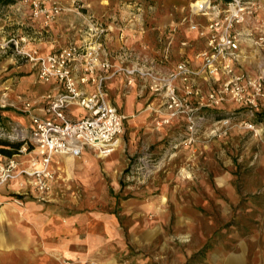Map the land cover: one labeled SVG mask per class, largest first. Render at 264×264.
Masks as SVG:
<instances>
[{
  "label": "crops",
  "instance_id": "0c3cea01",
  "mask_svg": "<svg viewBox=\"0 0 264 264\" xmlns=\"http://www.w3.org/2000/svg\"><path fill=\"white\" fill-rule=\"evenodd\" d=\"M194 1L198 0H97L81 5L78 12L57 0H42L44 5L57 3L61 7L48 25L42 15L32 17L21 4H7L10 13L0 26V126H28L31 116L43 115L48 97L63 91L59 83L38 81L37 66L21 52L45 56L57 48L93 39L98 26L104 32L97 39L111 53L112 70L131 66L142 54L147 56V65L162 73L181 62L198 69L206 38L189 25L204 28L209 15L192 12L189 4ZM221 1L217 4L224 7ZM252 16L248 14L235 30H255ZM13 24L14 29L10 28ZM239 43L238 57L230 63L231 74L259 75L256 61L246 54L247 43H242V38ZM229 75L222 68L213 76L191 74L187 80L175 82L176 92L191 107L202 106L208 90ZM127 79L125 73L116 72L104 81L108 101L124 117L125 131L106 156L99 157L91 149L80 156L53 154L46 166L48 188L39 191L31 184L35 177L25 171L41 169L42 155L31 145L25 152L13 153L19 162L16 177L0 188V264H153L148 247L169 218V186L175 185L183 195L181 190L190 182L174 174H189L198 168L201 156L211 150L214 141L226 139L230 129L216 137L208 133L209 128L189 142L184 114L169 117L164 99L149 90L145 79ZM80 88L89 92L94 85ZM234 107L242 108L225 101L219 107L202 109ZM258 110L264 111V96ZM67 111L72 119L83 114L75 104ZM0 147L10 148L9 143ZM142 150H148L149 156H168L161 164L170 163L148 178L134 180L128 169Z\"/></svg>",
  "mask_w": 264,
  "mask_h": 264
},
{
  "label": "built area",
  "instance_id": "2783aa9c",
  "mask_svg": "<svg viewBox=\"0 0 264 264\" xmlns=\"http://www.w3.org/2000/svg\"><path fill=\"white\" fill-rule=\"evenodd\" d=\"M22 1L29 4L32 17L43 16L45 25L61 12L57 3L44 5L42 0ZM189 8L192 12L209 15L204 28H198L194 23L189 25L191 30H197L199 36L206 38V47L199 53L201 64L196 70L181 62L172 70L162 73L146 64L145 54L140 55V59L129 67H115L112 70L111 53L97 39L104 32L103 27L99 26L92 32L93 39L57 48L45 56L21 52L37 66L38 81L56 82L63 86L62 92L48 97L43 115L31 116L28 126L17 123L0 126V138L17 142L18 153L25 152L31 145L42 155L41 169L25 171L35 177L31 184L37 190L45 191L48 188L46 178L50 174L46 166L53 154L80 156L85 149H91L97 156L104 157L116 147L119 137L124 133V117L107 99L104 81L112 73H125L127 82L133 77L145 79L149 90L164 99L169 117L184 114L189 142L206 119L201 113L202 106L219 107L229 101L249 111L258 110L264 96V67L257 76H235L231 74L230 67V63L238 57L240 39L244 36L249 39L251 36V31L235 30V26L243 23L247 15L253 12V3L228 0L224 2V7H220L213 0H200L190 3ZM263 39L264 35H260L257 41ZM141 48L144 50L146 47ZM219 68L230 75L208 90L206 103L202 106L191 107L187 99L176 92L177 80L185 81L189 75L201 72L213 76ZM89 83L94 85V90L85 92L80 88V85ZM71 104L82 109L80 118H70L67 107ZM217 122L227 125L229 120L218 119L214 123ZM243 122L248 128L254 127L250 122ZM210 132L215 135L216 129ZM18 164L16 154L5 156L0 152V188L16 177ZM12 200L21 203L17 198ZM90 264L98 263L92 261Z\"/></svg>",
  "mask_w": 264,
  "mask_h": 264
},
{
  "label": "rangeland",
  "instance_id": "374dc122",
  "mask_svg": "<svg viewBox=\"0 0 264 264\" xmlns=\"http://www.w3.org/2000/svg\"><path fill=\"white\" fill-rule=\"evenodd\" d=\"M96 1L57 0L63 7L78 12L81 5ZM244 1L252 2L257 10L250 14H256L251 18L257 28L251 31V39L242 37V43H247L246 54L256 61L259 73L264 67V39L261 44L255 41L264 35V0ZM14 3L31 9L22 0ZM7 4L12 3H0V26L10 13ZM15 25L10 28L14 29ZM254 31L260 34L255 35ZM201 113L206 119L197 133L209 128L210 135V131L216 129V137L229 129L230 132L226 139L212 143L211 150L199 159L198 168L189 174H174L187 177L190 182L181 190L183 195L177 192L175 185L169 186L172 197L167 206L169 218L148 247L153 264L160 261L162 264H264V111L234 107L202 110ZM217 115L228 119L229 123H214ZM243 121L254 127L248 128ZM0 142L18 144L2 138ZM148 152L142 150L132 158L128 175L134 180L148 178L157 168L170 163L161 164L163 159L164 162L169 160L168 156H149ZM176 201L183 206L176 205Z\"/></svg>",
  "mask_w": 264,
  "mask_h": 264
},
{
  "label": "trees",
  "instance_id": "16d2710c",
  "mask_svg": "<svg viewBox=\"0 0 264 264\" xmlns=\"http://www.w3.org/2000/svg\"><path fill=\"white\" fill-rule=\"evenodd\" d=\"M15 1L16 0H0V3L6 4V3H13ZM224 1H228V0H224ZM216 118L220 119L223 117H220L219 115H217ZM0 140H1V138H0ZM0 144H3V146L6 145V143H2V142H0ZM9 146H10L9 149H7L5 147H0V151L3 152L4 154H13V153L17 152V146L15 144L10 143Z\"/></svg>",
  "mask_w": 264,
  "mask_h": 264
},
{
  "label": "bare ground",
  "instance_id": "6f19581e",
  "mask_svg": "<svg viewBox=\"0 0 264 264\" xmlns=\"http://www.w3.org/2000/svg\"><path fill=\"white\" fill-rule=\"evenodd\" d=\"M199 1V0H198ZM15 178V177H14ZM1 210V209H0ZM4 211V210H3Z\"/></svg>",
  "mask_w": 264,
  "mask_h": 264
}]
</instances>
